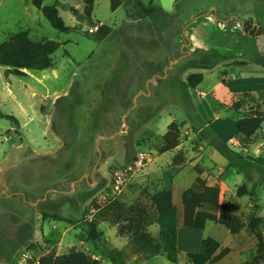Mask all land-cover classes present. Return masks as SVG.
I'll return each instance as SVG.
<instances>
[{"label": "rangeland", "instance_id": "rangeland-1", "mask_svg": "<svg viewBox=\"0 0 264 264\" xmlns=\"http://www.w3.org/2000/svg\"><path fill=\"white\" fill-rule=\"evenodd\" d=\"M122 1L112 12L109 0H94L87 18L80 0H43L71 29L62 33L26 0H0V43L24 32L33 42L60 45L47 70L17 77L0 66V111L19 123L0 120V264H20L24 254L40 264L70 252L111 264L100 251L114 248L119 213L105 209L121 205L120 215L131 217L129 208L141 205L154 220L150 195L171 183L173 203L181 205L177 180L187 185L197 177L195 167L207 183H221L220 200L244 228L232 235L215 217L186 206L189 226L179 233L177 264H191L186 253L194 247L182 248L197 245L195 228L232 252L218 264H244L256 255L258 242L248 233L254 218L261 219L264 241V124L244 144L234 121L256 104L243 99L242 110L231 111L223 83L264 74V0ZM94 25L99 30L89 35ZM199 73L202 83L190 88L187 78ZM173 122L182 124L180 145L160 155ZM223 144L227 156L216 149ZM139 154L144 167L118 193H108L111 172ZM217 156L243 181L231 170L222 178L210 162ZM242 183L252 197L236 196L234 185ZM105 192L110 196L97 205ZM43 213L73 224L44 221ZM82 217L96 218L98 250L86 241ZM156 230L155 223L147 228L150 235ZM133 258L128 264H173L164 256Z\"/></svg>", "mask_w": 264, "mask_h": 264}, {"label": "trees", "instance_id": "trees-1", "mask_svg": "<svg viewBox=\"0 0 264 264\" xmlns=\"http://www.w3.org/2000/svg\"><path fill=\"white\" fill-rule=\"evenodd\" d=\"M32 7L37 9L43 17L48 21L50 26L59 32H68L71 29L67 27L59 15L56 6H44L43 0H26ZM68 1V0H55ZM84 5V15L89 18L93 11L94 0H80ZM110 10L114 12L123 3L122 0H109ZM247 31V28L244 29ZM256 29H252L254 34ZM59 44L53 41L33 42L29 39L27 33L20 32L12 34L7 40L0 43V66L5 67L6 74L17 77H25V71H44L52 67V55L59 48ZM257 57V56H255ZM203 81L202 74H192L187 78L190 88H196ZM224 83V82H223ZM231 102L229 109L234 112L242 110L243 99H248L255 103L257 109L245 113L241 118L235 119V127L237 136L244 142L249 143L255 134L264 124V103L251 97L250 94L230 95ZM5 119L14 126H19L17 119L12 115L3 114L0 111V120ZM182 124L171 123L162 137L163 146L159 149V154L163 155L171 152L180 145V129ZM244 146V145H243ZM219 154L227 156L229 149L226 145L216 146ZM197 177L194 179L190 188L183 192L181 197V205H175L172 200L171 190L161 189L150 195L151 206L154 209L155 219L153 220L150 213L141 205H135L129 208L132 212L131 217H122L120 213L123 211L121 205H113L105 209L103 214L110 211L119 213L117 215L118 236L128 238V244L125 249H110L108 251H100L102 256L106 257L111 264H128L129 256H136L137 262L147 261L157 256H164L167 261L177 264L179 261L178 250V231L187 227L185 207L192 206L200 213L207 216L215 217L214 223L225 227L230 234L236 235L244 225L239 219L229 212L228 203L220 201V190L216 186H209L201 177L202 171L195 167ZM238 198L252 197V193L248 191L247 186L242 184L236 189ZM121 218L119 219V217ZM96 217V216H95ZM92 220L81 219V230L86 235V241L98 250V244L101 243L102 237L98 231V223L96 218ZM43 220H51L53 222H63L73 224L58 215L42 214ZM116 223V224H117ZM155 223L158 227V238H153L147 231V228ZM261 223V219L254 218L249 224L248 233L253 235L257 242L258 248L256 255L244 262V264H261L264 262V241L258 233L257 228ZM230 253V249L221 247V244L211 237H205L201 240L197 252L186 253V258L191 264H218L223 258ZM40 264H95V262L86 254L79 252H70L69 254L53 257H43Z\"/></svg>", "mask_w": 264, "mask_h": 264}, {"label": "crops", "instance_id": "crops-1", "mask_svg": "<svg viewBox=\"0 0 264 264\" xmlns=\"http://www.w3.org/2000/svg\"><path fill=\"white\" fill-rule=\"evenodd\" d=\"M248 77H250L251 79H248L246 76H237V77L232 78V81H230V80L228 81L227 79H225L226 78L225 77L224 78L225 79L224 85L227 86L231 90L230 95H241L244 93H251L253 96H255L256 98H258L264 102V74L249 75ZM210 162L213 166H215V169L218 170V172H220L222 174L221 175L222 178L225 174H227V172L229 170H231L232 172H234L237 175V177H240V180L243 181V177L241 176V174L238 173L237 170H235L233 167L230 168L229 163L225 158H223L221 156L220 157L217 156V157H214L213 160ZM202 178L205 180L204 176H202ZM194 179L192 181H190L187 185H185V183L182 182V179L177 180L178 185H180L179 188H180V191L182 192V194L184 191H186L188 188H190ZM177 182H176V184H177ZM207 185L216 186L220 189L221 183H217L215 181L214 183H211V184L207 183ZM237 187H238L237 184L234 185V190H236ZM173 188H174V185L169 183L167 186H165L164 188H161V189L171 190V192H172ZM220 192H221V190H220ZM220 201H221V203L223 202L222 199ZM184 228H181L178 231V239H177L178 241H179V233ZM158 234H159V230H156L155 233H153L151 236L153 238L157 239ZM192 234H196L200 237L199 240L197 241V245L193 243L191 245H188L187 247L183 246L182 249H185L186 251H188V250L192 249L191 247H194L192 252H197L199 249V246H200L201 239L203 237V233H202V230L195 228L192 231ZM127 244H128V239L118 237L116 239V244H115L114 248L117 250H121ZM231 253L232 252H230L225 258H223L221 263L224 262L225 260H227L230 257ZM241 254H242V252L239 253V255H241ZM134 259L135 258H133V260ZM243 263H244V261H243Z\"/></svg>", "mask_w": 264, "mask_h": 264}, {"label": "built area", "instance_id": "built-area-1", "mask_svg": "<svg viewBox=\"0 0 264 264\" xmlns=\"http://www.w3.org/2000/svg\"><path fill=\"white\" fill-rule=\"evenodd\" d=\"M99 26L94 25L92 28H90L88 30V34L89 35H93L94 33H96L99 30ZM145 157L143 156V154H139L135 160L132 161V163L125 165L123 167H119L114 169L111 172V181L108 185V193L112 192L113 194H116L120 191V189L128 182L132 179V177L138 173L143 167H144V163H145ZM106 194V192L104 194L101 195V199L102 201H100L98 199L97 201V205H100L101 203H103L105 200L108 199V197L110 196V194ZM95 209L92 210V212H94ZM30 257L27 254L22 255L21 259H20V264H31L30 261Z\"/></svg>", "mask_w": 264, "mask_h": 264}]
</instances>
